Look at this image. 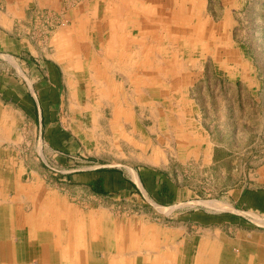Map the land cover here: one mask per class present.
<instances>
[{
  "label": "crops",
  "instance_id": "obj_1",
  "mask_svg": "<svg viewBox=\"0 0 264 264\" xmlns=\"http://www.w3.org/2000/svg\"><path fill=\"white\" fill-rule=\"evenodd\" d=\"M100 1L82 0L42 45L28 25L63 0H0V264H264L261 130L233 109L237 83L258 86L251 67L241 51L235 69L229 47L202 49L197 0H111L103 13ZM209 170L242 185L200 193ZM106 194L228 207L167 227L115 217Z\"/></svg>",
  "mask_w": 264,
  "mask_h": 264
},
{
  "label": "rangeland",
  "instance_id": "obj_2",
  "mask_svg": "<svg viewBox=\"0 0 264 264\" xmlns=\"http://www.w3.org/2000/svg\"><path fill=\"white\" fill-rule=\"evenodd\" d=\"M66 1L67 5L65 6ZM81 2L82 0H63L60 10L65 8L66 15L68 16L69 13L73 12L81 5ZM197 2L202 6L200 8L202 11L199 12L200 15H196V18H194V29L199 33L203 31L202 34H208V37L202 39V43H200L201 40L198 41L202 46V49H206L207 45L229 47L230 55L228 57H230V61L227 62V64H229L230 68L235 69L238 66V62L237 64L235 62V58L237 59L238 55H234L233 52L237 50L241 51V54L245 58L246 65L251 67V70L257 78L258 86L245 88L244 91L239 90L242 88L239 83L235 85L237 93L242 94L243 92L245 98L244 102L241 103L244 105L243 107L239 105L238 110L237 107L233 109L236 110L235 119L239 117L240 120L245 121V129L253 131L261 130V137L257 141L253 139L255 148L251 153V156L256 159V162L261 161L264 164V0H197ZM111 3V0H101L98 5L100 13L107 12L106 9L112 6ZM198 17L200 21H196ZM204 19L206 22L203 21ZM64 20L65 21H61L62 25L57 24V27L52 33L56 29H63L64 31L67 29L69 30L68 26H70V23L67 19ZM197 22H200L203 27H196L198 26ZM178 24L176 26L180 27L181 25ZM51 35L47 39V43L49 42ZM94 50L97 52L100 51L98 44L95 45ZM202 56L204 55L199 54V57L203 58ZM85 87L88 90L89 87ZM85 87L82 86V92ZM121 88L122 87H119V89ZM124 88H126V86H124L123 89ZM232 89L233 88H231L230 91L231 96L234 95L233 93L236 94V91L234 92ZM257 168L258 167L254 165L247 166L246 172L254 174V172H257ZM204 173L205 175L197 178L199 179L197 185L200 193L202 192L209 196L214 192H217L219 189H221L222 194H225L226 187L230 186L231 188H239L242 185L241 181H243V179H236V175L213 176L212 170H209V172L204 171ZM239 181L241 183H239ZM252 183L255 182L247 180L246 186ZM262 186L264 187V183H262ZM107 195L109 194H106L105 197H107V199L105 200L107 205L111 206V202L116 201L114 199L117 198L112 195L108 197ZM230 199L233 200L232 198ZM222 200L225 199H221L220 197H202L194 199L193 203H187L180 209H176V207H166L159 208L158 211L145 206V204H142L141 202L120 200L116 201L119 203L116 205L114 204V209L111 211L115 217H124L127 220L130 219L133 222L138 223L149 222L150 224L158 225V223L166 221L165 224L169 227V225L172 226V223L174 222L176 217L175 214L186 212L190 210L191 207H200L207 210H212L211 207L215 206L219 208H227L228 205L221 203ZM245 215L250 216L252 214L248 213ZM255 217L256 218H253L254 220L260 222L263 221L264 223V220H259L257 219V216ZM163 219L165 221H163Z\"/></svg>",
  "mask_w": 264,
  "mask_h": 264
},
{
  "label": "built area",
  "instance_id": "obj_3",
  "mask_svg": "<svg viewBox=\"0 0 264 264\" xmlns=\"http://www.w3.org/2000/svg\"><path fill=\"white\" fill-rule=\"evenodd\" d=\"M65 15V8L59 11L48 8L37 10L32 22L28 25L26 35L31 40L45 45L57 24L62 25L61 21H65Z\"/></svg>",
  "mask_w": 264,
  "mask_h": 264
}]
</instances>
